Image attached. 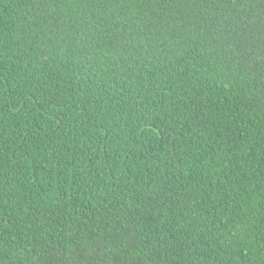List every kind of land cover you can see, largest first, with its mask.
<instances>
[{
    "label": "trees",
    "instance_id": "1",
    "mask_svg": "<svg viewBox=\"0 0 264 264\" xmlns=\"http://www.w3.org/2000/svg\"><path fill=\"white\" fill-rule=\"evenodd\" d=\"M0 264H264V0H0Z\"/></svg>",
    "mask_w": 264,
    "mask_h": 264
}]
</instances>
